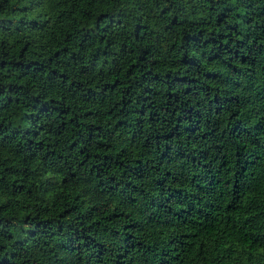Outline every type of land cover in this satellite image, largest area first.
I'll use <instances>...</instances> for the list:
<instances>
[{"label":"trees","instance_id":"16d2710c","mask_svg":"<svg viewBox=\"0 0 264 264\" xmlns=\"http://www.w3.org/2000/svg\"><path fill=\"white\" fill-rule=\"evenodd\" d=\"M0 264H264V0H0Z\"/></svg>","mask_w":264,"mask_h":264}]
</instances>
